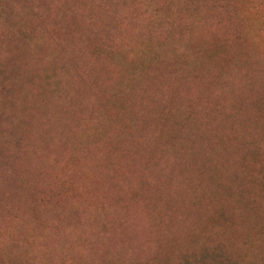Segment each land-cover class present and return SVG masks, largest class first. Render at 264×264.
<instances>
[{
  "label": "rangeland",
  "instance_id": "374dc122",
  "mask_svg": "<svg viewBox=\"0 0 264 264\" xmlns=\"http://www.w3.org/2000/svg\"><path fill=\"white\" fill-rule=\"evenodd\" d=\"M0 264H264V0H0Z\"/></svg>",
  "mask_w": 264,
  "mask_h": 264
}]
</instances>
